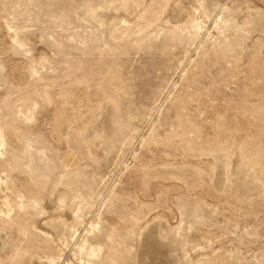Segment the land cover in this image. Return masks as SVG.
<instances>
[{
  "label": "rangeland",
  "instance_id": "374dc122",
  "mask_svg": "<svg viewBox=\"0 0 264 264\" xmlns=\"http://www.w3.org/2000/svg\"><path fill=\"white\" fill-rule=\"evenodd\" d=\"M0 143V264H264V0H0Z\"/></svg>",
  "mask_w": 264,
  "mask_h": 264
},
{
  "label": "bare ground",
  "instance_id": "6f19581e",
  "mask_svg": "<svg viewBox=\"0 0 264 264\" xmlns=\"http://www.w3.org/2000/svg\"><path fill=\"white\" fill-rule=\"evenodd\" d=\"M0 145H1V143H0ZM1 154H2V153H1ZM0 179H1V178H0ZM4 198H6V197H4ZM4 198H3V199H4ZM6 202H7V201H6ZM4 203H5V202H4ZM7 205H8V203H7ZM5 206H6V205H5ZM6 207H7V206H6Z\"/></svg>",
  "mask_w": 264,
  "mask_h": 264
}]
</instances>
